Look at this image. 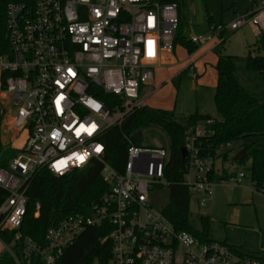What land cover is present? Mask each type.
Returning a JSON list of instances; mask_svg holds the SVG:
<instances>
[{"label":"built area","instance_id":"2783aa9c","mask_svg":"<svg viewBox=\"0 0 264 264\" xmlns=\"http://www.w3.org/2000/svg\"><path fill=\"white\" fill-rule=\"evenodd\" d=\"M179 25L175 4L150 0L6 5L5 41H0V98L5 101L0 103V116L7 120V131L1 130L0 143L19 154L8 168H0V188L8 193L0 205V234L15 233L13 244L20 243V252L18 256L0 237V258L8 254L15 264H31L35 258L41 264H58L87 229L106 226L112 232L103 242L110 243L111 254L105 263L94 264H264V248L259 254H246L224 242H203L177 231L151 206V191L171 184L165 179L167 149L138 147L130 141L120 171L106 162L105 132L145 106L142 88L164 66V55L173 52ZM246 26L258 37L264 34V0H256L251 11L228 26H216L188 42L201 49L218 40L221 47L227 30ZM98 91L119 97L124 102L121 111L106 107L95 97ZM117 110L120 119L104 126ZM212 127V120L202 122L185 138L182 184L191 196L202 198L201 207L216 184L209 176L226 172L216 170V162L227 163L234 149L233 142L210 147L216 134ZM4 134H12L11 144L3 140ZM224 155L228 161H223ZM95 161L102 164L101 176L110 188L102 203L89 214L70 215L50 228L43 246L22 238L19 230L32 178L44 169L64 177ZM246 178L240 171L230 180L240 184ZM257 189L264 195V187ZM36 210L38 217L39 204Z\"/></svg>","mask_w":264,"mask_h":264},{"label":"trees","instance_id":"16d2710c","mask_svg":"<svg viewBox=\"0 0 264 264\" xmlns=\"http://www.w3.org/2000/svg\"><path fill=\"white\" fill-rule=\"evenodd\" d=\"M35 0H0V41H5V8L9 3L33 4ZM161 5L175 4L178 8L179 29L174 39V48L180 45L193 53L197 48L191 45L182 32V8L184 0H150ZM255 0H252L254 3ZM212 24L211 18L208 20ZM261 37V36H260ZM227 38L224 39L222 46ZM221 46V47H222ZM261 49V48H259ZM264 49V46H262ZM247 69L256 72L264 80V55L247 57ZM215 70L218 80L215 86L214 103L218 117L211 118L198 113L179 119L172 111L154 109L143 106L125 117L120 125L107 130L103 136L106 145V162L117 170H121L126 162V153L131 141L135 146H142L135 138L151 126L161 128L170 139L169 162L165 171V179L170 182L169 204L163 211L165 217L179 232L189 233L203 242L214 241L210 238L208 218H200L202 229H196L190 220L191 195L182 184L186 162L182 159L181 150L185 146L188 132L198 124L207 120L213 121L215 136L209 142L210 147L229 142L243 141L242 148L248 152L252 161V181L257 188L264 187V102L247 93L236 75L235 59L231 56L219 55ZM185 70L183 74L187 73ZM106 107L116 111L121 109L119 97L108 96L98 91L94 94ZM143 136V135H142ZM213 154V152H211ZM19 151L8 149L0 143V168H8L9 163L18 156ZM223 161H228L224 155ZM102 164L92 162L87 168L75 170L64 177H56L46 169L39 171L30 181L26 192L27 212L19 230L22 238H31L37 244H45L47 231L58 225L68 216L76 213H90V210L102 203L110 193L104 183ZM209 179L215 183H223L231 179V175L211 174ZM8 197V193L0 188V205ZM40 205L36 217V205ZM112 232L111 228L87 229L77 241L67 249L58 264H94L96 261L105 263L111 254V245L103 240ZM15 233L2 232L3 242L19 256L20 243L14 242ZM264 260V256H263ZM0 264H15L8 254L0 258ZM25 264V263H24ZM31 264H41L39 258Z\"/></svg>","mask_w":264,"mask_h":264},{"label":"rangeland","instance_id":"374dc122","mask_svg":"<svg viewBox=\"0 0 264 264\" xmlns=\"http://www.w3.org/2000/svg\"><path fill=\"white\" fill-rule=\"evenodd\" d=\"M252 7V0H184L182 8V32L187 40L192 36L211 33L216 26H228L234 19ZM211 18L212 25L208 21ZM225 44L218 46V40L204 48L189 53L178 45L169 58L170 66L153 72L154 80L149 81L142 90L145 106L154 109L172 111L179 119L196 113L217 118L214 103L215 86L218 80L214 68L217 55L231 56L235 59L236 75L243 88L260 102H264V80L259 73L247 69L249 55H264V34L258 37L251 27L246 26L236 32L226 31ZM261 48V49H259ZM194 67L196 72L188 71ZM5 99L0 98V103ZM124 102L121 104V106ZM121 113L117 110L104 126L119 120ZM4 117L0 116L1 130L7 131ZM141 145L145 147L170 148V139L159 127L151 126L142 132ZM3 140L11 144L12 134H4ZM243 141L234 142L233 151L227 163L216 162V170L222 168L231 177L244 171L247 178L240 184L233 180L216 183L213 194L207 198L206 206L201 207L202 198L192 195L190 200V220L193 226L201 230L200 218L210 220V238L227 243L246 254H259L264 248V195L260 194L251 178L252 161L246 159L234 162L235 156L243 150ZM168 188L156 187L150 193V204L164 211L169 204Z\"/></svg>","mask_w":264,"mask_h":264},{"label":"water","instance_id":"95a60500","mask_svg":"<svg viewBox=\"0 0 264 264\" xmlns=\"http://www.w3.org/2000/svg\"><path fill=\"white\" fill-rule=\"evenodd\" d=\"M135 138L138 139L139 141H142V140H143L142 133H140V132L137 133V134L135 135ZM181 156H182V159H183V160L186 159V157H187V152H186V149H185V148H183V149L181 150ZM247 158H248V152H247L245 149H243V150H241V151L235 156V158L233 159V161H234V162L243 161V160H245V159H247Z\"/></svg>","mask_w":264,"mask_h":264},{"label":"crops","instance_id":"0c3cea01","mask_svg":"<svg viewBox=\"0 0 264 264\" xmlns=\"http://www.w3.org/2000/svg\"><path fill=\"white\" fill-rule=\"evenodd\" d=\"M255 4H256V0H255L254 3H252V7H251L250 10H248L247 12L251 11L252 8H253V6H254ZM247 12H245V13H247ZM245 13H244V14H245ZM240 15H241V14H240ZM211 25H212V24H210V26H211ZM205 34H208V33H205ZM174 51H175V50H174ZM174 51H173L172 53H174ZM172 53H171V54H172ZM171 54L166 53V54L164 55V58H163L164 66H163L162 68H164V67H166V66H170V65H172V64L174 63V60L171 61V64H168V63L165 61V58H169V57L171 56ZM218 57H219V55H217L216 63H217ZM216 63H215V65H214V68H215V66H216ZM160 69H161V68H160ZM186 70H187V71H192L193 73L196 72L195 68L192 67V66L188 67ZM153 80H154V77H153V79L151 80V82H152ZM144 88H145V87H143L142 90H143ZM141 95H142V91H141ZM203 116H204V115H203Z\"/></svg>","mask_w":264,"mask_h":264}]
</instances>
